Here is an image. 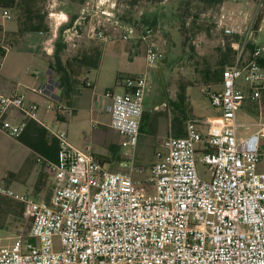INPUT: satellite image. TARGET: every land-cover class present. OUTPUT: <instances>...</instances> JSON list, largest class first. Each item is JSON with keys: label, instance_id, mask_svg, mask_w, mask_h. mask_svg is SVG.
<instances>
[{"label": "built area", "instance_id": "1", "mask_svg": "<svg viewBox=\"0 0 264 264\" xmlns=\"http://www.w3.org/2000/svg\"><path fill=\"white\" fill-rule=\"evenodd\" d=\"M119 4L120 0L86 2L79 20L64 29L65 41L81 37L83 26L90 39L100 41L110 40L117 30L123 40L144 43L146 64L155 67L163 57L153 41L159 26L124 22L117 14ZM55 7L53 0L50 8ZM261 7L260 2L257 11ZM49 15L57 37L69 16L52 10ZM243 16L242 9L235 16L222 12L217 22L237 51L234 64L222 71L219 88L202 90L218 115L208 118L206 131L190 121L185 136L168 137L167 151L148 170L135 165V151L149 73L122 79L123 93L106 92L112 102L110 126L129 150V161L121 170L104 166L90 136L85 135L78 147L65 131L49 129L59 144L57 160L48 163L53 194L47 200L1 191L25 206L31 227L27 236L0 245V264H264V172L259 171L264 122L243 134L247 126L237 115L247 95L253 102L262 98L264 45H256L252 53L247 46L263 32L264 24L258 23V12ZM4 17L12 20L14 14L4 10ZM84 83L92 86L88 80ZM31 90L46 99V110H66L54 70H48L42 86ZM39 109L38 103H27L25 93L7 95L0 89V136L21 138L27 120L40 121ZM12 110L22 112L24 120L8 119ZM199 163L206 168L204 176Z\"/></svg>", "mask_w": 264, "mask_h": 264}, {"label": "rangeland", "instance_id": "2", "mask_svg": "<svg viewBox=\"0 0 264 264\" xmlns=\"http://www.w3.org/2000/svg\"><path fill=\"white\" fill-rule=\"evenodd\" d=\"M186 1L165 0L160 3L140 2L132 4L130 0H120L117 14L121 20L137 26H155L157 28L159 26V33L153 37V41L162 52L163 57L155 67H148L145 59L146 46L144 43L139 39L123 40L119 31L111 32L110 40L99 41L103 50L100 68L91 70L77 84V93L73 97V104L77 109H80L78 117H76L77 114H74L75 116H69L68 121H57L56 114L52 113L50 119L46 122L47 125L55 131H65L69 141L75 145L81 142L85 135L90 136V139L93 136H99L93 131L89 113L91 103L98 99V96L93 93L95 92L101 96L105 95L108 90L115 93H123L124 89L119 85L122 79L128 76L149 73L150 83L146 95V103H148L149 109L155 108L156 112L161 114L162 117H166V114L170 115L171 106L169 101L176 99L177 93L181 89L180 86L186 84L189 86L187 89L190 98L189 103L193 107L191 121H194L199 130L206 131L208 127L207 118L213 116L216 111L212 107L207 94L203 93L202 90L204 88L214 90L218 89L219 86L206 84L204 82V74L207 69L218 68V48L222 47L228 39L224 36L217 23L219 15L223 12L229 16H235L242 9L244 11L243 17L251 18L258 12V16H256L258 23L263 25L264 0H222L220 5L217 4L219 7L215 4V6H209L208 8L194 0H189V5ZM52 2L53 0H42L41 3L44 12L47 13L46 21L49 26L54 25L53 19L49 15L51 10L54 12L65 11L69 13V21L71 18H75L74 22L77 21L80 17L81 6L85 0H55L57 5L54 9L50 8ZM260 2L262 7L257 11V6ZM190 13L191 15L197 14L198 21L193 24L192 16L190 15L191 18L187 19L185 30H181V23H179L177 16L179 14L188 16ZM198 25H204L209 30H197ZM80 32L82 33L81 37L75 38L72 42L65 41L63 37L64 43L68 46L63 53L64 59L74 56L82 44L86 47L89 45L90 38L87 36L85 26L81 27ZM57 34L59 36V31ZM253 43L258 46L264 45V30L256 34ZM4 44L10 50L11 46L6 41ZM36 58L42 62V66L45 67L44 71H46L48 69L46 66L47 62L38 55ZM27 66L30 67L31 71H36V68H38V66L30 64ZM86 80L90 81L94 87L88 88L84 85ZM239 82L244 87L246 86L244 79ZM245 101V105L237 114L238 120L247 126V128L242 129L243 134L253 132L258 128L260 122H264V98H261L257 103H253L249 99ZM155 117L157 116L154 114L153 120L156 119ZM98 127L106 132L107 136L113 135L112 131L109 132L106 128ZM147 132L145 131L141 134L139 145L135 151V165L142 166L146 170L158 160L160 155L167 151L165 146L166 139L174 136L169 130H159V128L156 136ZM261 143L262 161L259 165V171L264 172V138ZM94 148V153L104 163V166L111 171L121 170L124 168L121 163L124 164L129 161V156H125V153L129 150L123 148L122 145L115 152L107 150L98 142H94ZM39 158L35 150L25 145L21 140L1 135L0 192L6 190L7 192L17 193L5 183L4 179L10 175L12 176L13 173L23 177L22 172L27 168L40 167L39 174L40 178H42L41 180H43L42 174H45V164L42 160L40 162ZM198 170L204 176L206 168L202 163L198 164ZM49 176L53 181L54 176L52 173ZM145 177L147 175L142 176L141 179ZM52 187L51 181L48 180L45 187L47 197L51 195ZM21 206L16 200L0 194V225L7 224V226L14 225L15 227L14 233L11 235L0 229V245L10 243L8 237H14V235L18 234L22 236L28 235L30 220L25 219L21 214L17 218L11 215H4L5 210L22 212L23 207Z\"/></svg>", "mask_w": 264, "mask_h": 264}, {"label": "crops", "instance_id": "3", "mask_svg": "<svg viewBox=\"0 0 264 264\" xmlns=\"http://www.w3.org/2000/svg\"><path fill=\"white\" fill-rule=\"evenodd\" d=\"M88 1H91V0H86L84 4ZM84 4L81 6V9L84 6ZM61 12H65V11H61ZM65 13L67 15L69 14L67 12ZM80 13H81V10H80ZM13 14H14V18L12 20H7L4 17V10L0 9V26L3 29L2 33L0 34V42L4 46H7L4 44V42L6 41L7 44L11 46L10 50H8L7 48L6 56L1 62L0 89L4 94H7V95L12 94L16 91L20 93H25L27 95L28 104L30 103L39 104L40 109L38 112V118L40 121L31 120V119H30L31 121L27 120V128L24 132L27 137L30 134H32L33 130H37L39 126L44 127L46 130H48L49 134H51L49 129L50 130H54V129L49 127L46 122L50 119L51 117L50 115L52 113L56 114L55 117L57 121H68L69 116L70 115L75 116L74 114H77L76 117H78L80 109H77L73 104V97L77 93V89L69 103L63 102L61 99V104L64 106V108H66V110H61L59 112H56V111L52 112V111L46 110V103H47L46 99L33 93L31 88L42 86L48 79L47 71L50 68H49L48 62L44 59V55H48V56L53 55V52H54L53 43L55 44V41L58 38V36L55 37L56 26L50 25L49 26L50 31L48 32H29V33H25L22 36H15L14 33L18 29V25L15 20V13L13 12ZM37 55L47 62L46 66L48 67V69L46 71H44L45 67L42 66V62L37 60L36 58ZM28 64L38 66V68H36L37 70L31 71L30 67L27 66ZM93 87L94 85L92 84V86L88 88H93ZM93 94L98 96V99L96 101H93L90 105V108H89V113L91 115L90 120L92 123V128H93L94 133L99 135L97 137L93 136L91 139L93 150L95 149L94 142H98V144L105 147L107 150H110V151L114 150L115 152L119 148V146H121L120 143L122 139L120 135L115 130H113L110 126L111 115L108 110V107L111 105L112 102L109 98L106 97V94L102 96L97 95L95 92ZM246 99H249L250 101H252L247 95L244 99V103L246 102L245 101ZM215 111H216L215 114L208 118H212L218 115V111L216 109ZM7 117L8 119L14 122L24 120L23 113L18 110H12L8 114ZM41 121L47 127L42 125ZM169 125H170V117H161L159 119V124H158L159 130H162V129L169 130ZM98 126L102 128H106L107 131L109 132L112 131L113 135L107 136L106 132H104ZM83 141H84V137H83V140H81V142H79L77 145L75 144L74 145L78 147H82ZM35 152L37 153L39 157L43 158L39 152L37 151ZM125 156H127V152L125 153ZM50 162H53V161L45 160L43 162L45 164L44 166L45 174H42L43 180H41L42 178H40V174H39L40 167L38 168L31 167L29 168L30 170L27 168L26 170L22 172L23 177L19 176L16 173H13L12 176L10 175L9 177H6L4 179L5 183H7L10 188L14 189L15 192H17L15 194L28 193V194H31V196H33L36 199H50L54 190H52L51 195L47 197L46 195L47 192L45 189V187L47 186L48 180L51 181L53 185L52 189H54V180L52 181L49 176V174L51 173L49 171L48 163ZM124 164L121 163L122 166ZM0 194L3 196L9 197L7 195H4L1 192ZM10 199H14V198L10 197ZM16 202L19 203V206L22 205L21 207H23V211L22 212H18V211L12 212V211L5 210L4 215L5 216L11 215L12 217L17 218L19 214H21L23 215L25 219H28L25 213L24 205L17 200ZM14 228H15L14 225H11V226H7V224L0 225V229L5 230L8 233V235H11L12 233H14L13 232ZM18 235H14V237H8V239L11 242Z\"/></svg>", "mask_w": 264, "mask_h": 264}, {"label": "trees", "instance_id": "4", "mask_svg": "<svg viewBox=\"0 0 264 264\" xmlns=\"http://www.w3.org/2000/svg\"><path fill=\"white\" fill-rule=\"evenodd\" d=\"M86 1V0H85ZM134 3H160L165 0H130ZM198 4L204 5L208 8L209 6L219 7L222 0H194ZM188 5L189 0L186 1ZM42 0H0L1 10H10L15 13V20L18 25L17 31L14 33L15 36H22L29 32H48L50 31L49 24L47 23V13L44 12L41 6ZM218 4V5H217ZM188 16L178 15V21L181 23L180 29L185 30L187 19L192 16V23L195 24L198 21V15L194 14ZM75 18L62 26L59 30V36L54 44V53L52 56L44 55V59L48 62L49 68L54 70L60 77V85L62 88V101L69 103L72 99L79 81L89 74L91 70H97L100 68L103 57L102 45L100 40L90 39L89 45L86 47L84 44L78 48L76 54L72 57L63 58V53L67 49V44L64 43L63 31L66 27H71L74 23ZM209 30L204 25H198L197 30ZM189 30V29H188ZM3 29L0 26V34ZM227 41L224 42L222 47L218 48V58L216 69L210 68L204 74V82L208 85L214 84L217 86L220 84L222 79V71L230 65H233L237 51L232 47L231 40L226 36ZM256 45L249 43L247 51L252 53ZM7 53V49L0 42V62L3 61ZM261 63L264 65V56L261 59ZM85 85V83H84ZM180 91L177 93V98L170 100L171 116L166 114V117L170 116L169 131L173 133L174 137H183L187 132V125L193 116V107L189 103V96L187 93L188 85L182 84ZM262 98H264V90L262 91ZM257 103V102H253ZM148 103L145 100L144 114L141 124V134L148 131L150 135H157L159 119L162 117L155 110L149 109ZM154 114L156 119L153 120ZM59 117V116H58ZM31 121V120H29ZM153 121V123H152ZM155 123V124H154ZM25 145L31 149L39 152L45 160L56 161L59 149L57 139H55L48 130L44 127H40L37 130H33L32 134L28 137L25 133L19 139ZM114 152V150L112 151ZM100 160V159H99ZM101 161V160H100ZM102 162V161H101ZM103 163V162H102ZM104 164V163H103ZM49 200V199H47ZM25 208V206H24ZM31 227V223H30ZM30 231V230H29ZM29 233V232H28Z\"/></svg>", "mask_w": 264, "mask_h": 264}]
</instances>
